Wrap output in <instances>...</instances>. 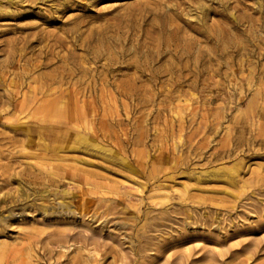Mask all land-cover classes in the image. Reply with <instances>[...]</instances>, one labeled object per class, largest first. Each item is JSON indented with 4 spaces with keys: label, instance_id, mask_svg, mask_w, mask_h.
Here are the masks:
<instances>
[{
    "label": "rangeland",
    "instance_id": "1",
    "mask_svg": "<svg viewBox=\"0 0 264 264\" xmlns=\"http://www.w3.org/2000/svg\"><path fill=\"white\" fill-rule=\"evenodd\" d=\"M0 264H264V0H0Z\"/></svg>",
    "mask_w": 264,
    "mask_h": 264
},
{
    "label": "bare ground",
    "instance_id": "2",
    "mask_svg": "<svg viewBox=\"0 0 264 264\" xmlns=\"http://www.w3.org/2000/svg\"><path fill=\"white\" fill-rule=\"evenodd\" d=\"M204 12V11H203ZM227 34V33H226ZM68 73V72H67ZM69 74V73H68ZM101 76V75H100ZM94 86V85H93ZM95 87V86H94ZM89 91V90H88ZM66 236V235H65ZM63 238H65V237H63ZM67 239V238H66ZM62 240V239H61ZM60 243V242H59Z\"/></svg>",
    "mask_w": 264,
    "mask_h": 264
}]
</instances>
